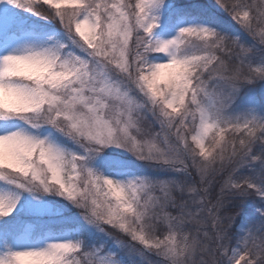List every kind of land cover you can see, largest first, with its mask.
<instances>
[{"label": "snow or ice", "instance_id": "obj_1", "mask_svg": "<svg viewBox=\"0 0 264 264\" xmlns=\"http://www.w3.org/2000/svg\"><path fill=\"white\" fill-rule=\"evenodd\" d=\"M0 5V264H264V0Z\"/></svg>", "mask_w": 264, "mask_h": 264}, {"label": "rangeland", "instance_id": "obj_2", "mask_svg": "<svg viewBox=\"0 0 264 264\" xmlns=\"http://www.w3.org/2000/svg\"><path fill=\"white\" fill-rule=\"evenodd\" d=\"M209 2L212 3L213 0H209ZM2 7H3V5H0V8H2ZM9 7H10L12 13H18L20 16L24 17L26 23H29V24H32V25H45V24H47L46 21H43V20H41L38 17L32 16V14L27 13V12H24L22 9L11 8V6H9ZM229 22L232 23V24H234V22H232L230 20H229ZM46 35H47V37H51L52 39H56L57 38L56 37V34H55V31L52 30V29H49L47 31ZM245 38L246 39H250V37H248L247 35L245 36ZM260 92H261V89L258 88L256 90V94H257V97L258 98H259ZM117 151H119V150H117ZM5 183L6 182H4V181H0V186L4 185ZM209 199H211V196H209ZM206 214L207 213L205 212V215ZM120 237H121V239H125V240L128 239V237L124 236V234H122V233L120 234ZM138 247H140V246L138 245ZM149 259L157 260L159 258L156 257L154 254H151L149 256Z\"/></svg>", "mask_w": 264, "mask_h": 264}, {"label": "trees", "instance_id": "obj_3", "mask_svg": "<svg viewBox=\"0 0 264 264\" xmlns=\"http://www.w3.org/2000/svg\"><path fill=\"white\" fill-rule=\"evenodd\" d=\"M194 2H201V3H209V0H178V3H181V4H189V3H194ZM225 20L230 24L232 25V23L229 22V20H227V17H225ZM212 192L213 193H218L219 192V181H216L215 184L212 186ZM251 206V201L249 202V207ZM229 212L230 211H235V209H229L228 210ZM224 214H227V212H225Z\"/></svg>", "mask_w": 264, "mask_h": 264}]
</instances>
